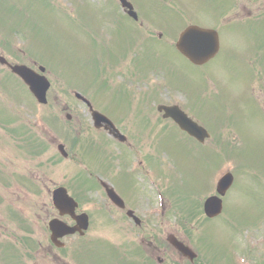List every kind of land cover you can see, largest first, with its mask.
Instances as JSON below:
<instances>
[{
  "label": "rangeland",
  "instance_id": "rangeland-1",
  "mask_svg": "<svg viewBox=\"0 0 264 264\" xmlns=\"http://www.w3.org/2000/svg\"><path fill=\"white\" fill-rule=\"evenodd\" d=\"M14 1L0 0V53L10 61L31 63L36 60L38 64H46L52 86L49 92L50 103L40 107L35 103L24 84L11 78L0 66V171L4 175L3 177L0 174V196L4 200L8 197L6 191L11 190L13 186L22 188L27 196L34 195L23 187L25 186V183L22 182L25 181L24 176H27L29 181H37L41 187H43L41 180H44L45 187L43 189L45 191L48 187L58 184L67 185L70 189L74 186L69 184L73 176L71 168H68L69 163L58 157V161H56V158L53 157V154L58 155V153L53 149L52 141L51 145L45 147L46 151L45 148L40 151L38 147V143H42L40 134L45 136L47 129L54 132V128L58 125L54 99L56 90L63 97L60 93L62 77L75 78L74 74H66L59 66L62 59L59 49L66 47L67 53L70 54L71 50L67 49L68 41L66 39H72L76 43V54L85 57L94 51L93 48L97 45L99 36L103 35L104 29L108 39L112 35L105 24L91 20V26L86 22H81L88 32L93 33L88 35L73 22L68 23L74 19L59 10L51 13L39 6L38 11H35L32 9L33 0H23L24 2L18 0L19 3L16 4ZM99 1L102 3V0ZM130 1L134 2L136 8L138 7L143 25L145 20L141 10L145 7L144 5H152L151 7L147 5L145 13L150 15L147 19L151 20L152 29L149 36L158 41L154 46V52L170 59L169 68L179 71L176 74L177 77L173 78L174 80L180 83L183 79L187 82V86H194L189 88L188 94L173 90L164 84L166 79L163 71H158L157 74L150 75L148 80L138 83L127 73V66L121 69V75L118 74V67L116 73L111 75L109 80L115 87L122 86L131 90L134 97L140 100V106L143 107L147 119L154 124L149 130L147 122L136 123L134 119L130 118L123 121L124 125L131 130L136 124V130L132 131L136 136H150L149 134H151V136L161 138L160 136L164 132L159 131V126L172 132L174 125L171 121L161 118V115L156 111V105L167 102L178 103L190 115L193 114L211 135L202 147L192 141L187 142V145L189 147L192 145L195 150L204 149L206 155L215 149L219 157L216 162L220 161L214 173L212 169L207 174L204 167L200 169L196 166L197 170L193 169L194 172L188 180L191 186L189 193L192 198L201 191V182L205 181V191L201 198L203 200L214 192L216 181L221 174L230 171L234 175L233 188H236L234 191L236 196L233 198V192H228L232 196L229 195L225 198L223 213L220 216L202 223L199 221L185 222L184 226L179 222L176 223L175 219L173 227L178 230L189 227L194 231L192 234L196 235L200 234V230L205 231L203 234L206 238H200L196 243L194 241V247L198 251V261L203 264H208V260L212 261L210 264H264V221L260 222L259 217H256L264 205V86H262L264 85V52L260 51V49L264 50V41L260 48V39H264V24H259L264 23V0H232L230 6H226L225 1L218 0ZM217 1L218 3H216ZM28 2L29 11L28 13L23 12V19L30 23L31 27L23 25L22 12H19L24 7H21L22 3L27 4ZM72 3L76 5H72ZM67 4L68 8L62 6L67 14L77 11L86 19L88 18L86 9L88 7L96 9L98 5L94 0H68ZM201 6H207V8L218 6V9L222 11L221 19L216 14H211L209 10L202 9ZM104 7L107 8V6ZM152 7L162 11L168 10L166 13L169 16L176 15L173 17V21H167H170L169 24L153 23L155 17L149 11V8ZM244 8L252 10L251 16L244 19L255 23L250 24L252 29L241 24L231 23L227 33L220 32L219 54L202 68L191 66L167 42H159L166 40L170 43L174 42L180 30L195 22L203 28L217 29L213 26L218 23L220 26L221 21L225 22L226 26V22L243 18ZM101 9L103 10V8ZM112 9L114 8L111 7L107 10L111 12ZM65 18H67V22L64 20ZM97 19L104 20L102 15H99ZM162 21L164 22V19ZM37 22L39 23L36 29ZM56 28L61 35L62 39L60 40H56ZM15 30L18 31L13 34ZM37 30L42 35H39ZM159 32L163 33L161 38H158ZM149 36L142 37L145 39L146 45L147 41L151 40ZM254 36H256L255 40ZM23 51H25L24 54H22ZM124 62L134 67L133 60ZM253 82H255L252 85L253 88H248V83L251 85L250 83ZM156 87L161 89L160 92ZM195 104L198 107H205L206 112L203 115H195L192 111V105ZM138 106L136 105V107ZM211 121L217 122V126L215 127ZM81 133V136H84L91 132L90 129H87L82 130ZM126 134L129 135V133ZM96 137L101 139L99 136ZM132 137L135 138V136ZM183 138L187 141V138ZM160 141L162 139H157L156 143L159 147H163ZM82 146H85L87 151L86 143H82ZM140 148L142 151V146ZM77 158L79 159L80 155H77ZM169 159H171L169 153H160L159 162H163L164 166H168L166 160ZM78 167L77 181L79 182L80 179H86L91 170L86 163L79 161ZM175 171L177 172V170ZM21 172L24 173L22 177ZM41 173L45 178L34 176ZM156 182L166 189L171 185L170 180L161 179L159 176ZM9 192L14 195L16 200H20L18 195ZM186 195L188 196V192ZM167 196L170 197V194ZM231 197L233 199L230 200ZM154 201L153 206L156 205V199ZM2 203L5 208V201ZM35 207L41 208L46 217L50 214L42 203H35ZM238 211L242 215H236ZM0 214L2 215L1 211ZM155 219L156 217L150 221L149 225L156 224V227H160V222H155ZM232 224H236V228H233ZM104 229L103 239L109 244H118L119 237L111 232H106L107 229L102 227V230ZM92 237L95 238L94 234ZM13 241H15L14 236ZM31 256L30 252V258ZM38 257L39 254L34 252L33 258L26 264H38ZM259 259L262 260V263L259 262Z\"/></svg>",
  "mask_w": 264,
  "mask_h": 264
},
{
  "label": "flooded vegetation",
  "instance_id": "flooded-vegetation-1",
  "mask_svg": "<svg viewBox=\"0 0 264 264\" xmlns=\"http://www.w3.org/2000/svg\"><path fill=\"white\" fill-rule=\"evenodd\" d=\"M62 104L63 110L69 108L66 102ZM71 110L70 120L73 116L77 120L83 118L75 108ZM88 113L85 112L84 117L88 119L90 129L97 131L91 133L90 136H102L100 143L103 151L101 164L96 163L89 156L88 164L92 172L87 174V180L77 181L79 149L75 142L70 148L71 161L75 166L72 171L71 184L74 185L72 190L73 192L78 191L79 195L88 200L83 201L85 208L79 204L74 193L68 192L66 186L67 193L78 203L74 217L86 213L88 226L82 230L71 213L62 214L51 204L54 213L47 215V218H58L75 229L70 234L59 235L56 244L51 243L50 237L49 243L45 232L41 230V235L37 239L38 248L35 250L39 254L38 264H140L141 251L153 261V264H201L190 260L187 253L170 243L175 238L188 246L185 232L169 227L165 220V214L168 215L167 207L162 202L159 204L161 208L159 216L161 221H166L165 227L149 228L150 221L157 216L156 213L153 214V204L158 195L155 180L158 136H151V134L150 136H136L123 122L117 121L116 125L114 116L107 114L120 133H129V136L125 135L127 140L121 142L111 135L114 132L109 124L95 128L92 114L88 117ZM149 122L150 125L147 127L151 130L154 124L151 120H147V125ZM96 141L99 142V139ZM141 146L145 148L142 151ZM99 171H102V178L96 175ZM50 193L52 195L51 191ZM46 199V196H41L38 203H42L49 211ZM165 199L167 202L168 198ZM19 204L17 208L26 217L34 214L35 204L29 203L25 194ZM39 210L44 214L41 208ZM32 224H35L34 220ZM94 225L97 227L103 225L107 230L112 231L119 237L118 244L94 245L92 238ZM16 228L22 231L20 225H16ZM5 232L7 228L0 225V236H4ZM58 234H62V231L59 230Z\"/></svg>",
  "mask_w": 264,
  "mask_h": 264
},
{
  "label": "water",
  "instance_id": "water-1",
  "mask_svg": "<svg viewBox=\"0 0 264 264\" xmlns=\"http://www.w3.org/2000/svg\"><path fill=\"white\" fill-rule=\"evenodd\" d=\"M215 37L212 31H204L196 27L189 28L184 33L180 35L177 48L188 56L195 63H202L211 57L217 51L216 38L215 41L212 37ZM12 70L19 74L25 82L30 86L31 91L35 94L36 98L40 102H45V91L48 87L47 81L44 78L35 76V74L24 66H14ZM167 115L175 119L179 126L186 130L189 134L195 137L206 136L205 130L198 128L190 120L186 118L180 111L176 108L167 109ZM231 181L230 175L224 177L221 182H219L220 188H227ZM225 188V189H226ZM221 205L219 202L205 204V211L207 215L213 216L220 212Z\"/></svg>",
  "mask_w": 264,
  "mask_h": 264
}]
</instances>
